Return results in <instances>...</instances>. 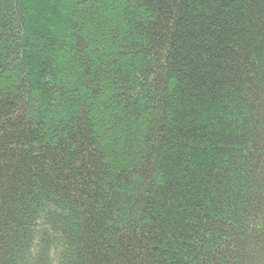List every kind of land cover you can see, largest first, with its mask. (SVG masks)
Instances as JSON below:
<instances>
[{
    "label": "trees",
    "instance_id": "trees-1",
    "mask_svg": "<svg viewBox=\"0 0 264 264\" xmlns=\"http://www.w3.org/2000/svg\"><path fill=\"white\" fill-rule=\"evenodd\" d=\"M0 264H264V0H0Z\"/></svg>",
    "mask_w": 264,
    "mask_h": 264
}]
</instances>
